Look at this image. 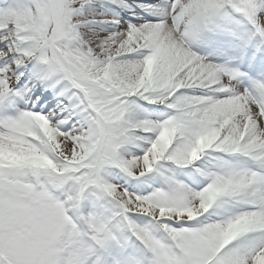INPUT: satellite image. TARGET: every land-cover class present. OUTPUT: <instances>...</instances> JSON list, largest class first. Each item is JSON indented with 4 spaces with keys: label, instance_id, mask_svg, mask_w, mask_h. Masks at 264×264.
Wrapping results in <instances>:
<instances>
[{
    "label": "snow or ice",
    "instance_id": "6c2138e0",
    "mask_svg": "<svg viewBox=\"0 0 264 264\" xmlns=\"http://www.w3.org/2000/svg\"><path fill=\"white\" fill-rule=\"evenodd\" d=\"M0 264H264V0H0Z\"/></svg>",
    "mask_w": 264,
    "mask_h": 264
}]
</instances>
